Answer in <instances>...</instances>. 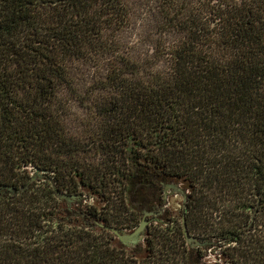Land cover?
<instances>
[{"label":"trees","instance_id":"16d2710c","mask_svg":"<svg viewBox=\"0 0 264 264\" xmlns=\"http://www.w3.org/2000/svg\"><path fill=\"white\" fill-rule=\"evenodd\" d=\"M162 1L168 29L136 60L116 43L126 0H0V264H188L178 228L135 256L66 227L64 173L124 193L148 188L153 174L184 180L188 232L264 264V0ZM107 57L117 69L91 92L93 125L77 141L58 99H74L79 63ZM31 159L49 174L44 192L19 177ZM13 186L24 189L18 200Z\"/></svg>","mask_w":264,"mask_h":264},{"label":"flooded vegetation","instance_id":"af4514ba","mask_svg":"<svg viewBox=\"0 0 264 264\" xmlns=\"http://www.w3.org/2000/svg\"><path fill=\"white\" fill-rule=\"evenodd\" d=\"M28 161L29 165L19 172L20 179L29 180L27 187L33 186L30 191L41 189L44 192L50 185L44 164L36 165L34 159ZM60 177L57 199L61 221L68 228L84 229L104 237L114 247L135 256H144L151 242L158 238V233H173V229L178 228L185 237L184 223L186 225L193 192L184 180L153 174L148 188H134L132 193L130 190L124 193L121 189H113V183L108 179L97 182L92 178L91 182L82 185L80 177L72 179L66 173ZM18 179L16 174L14 180ZM7 189L15 200L21 198L24 190H18L16 186ZM119 194L123 195L121 200ZM143 225V239L135 243L128 241V237ZM189 235L194 241L188 243L186 240L188 264H243L232 254L223 238Z\"/></svg>","mask_w":264,"mask_h":264},{"label":"rangeland","instance_id":"374dc122","mask_svg":"<svg viewBox=\"0 0 264 264\" xmlns=\"http://www.w3.org/2000/svg\"><path fill=\"white\" fill-rule=\"evenodd\" d=\"M161 2L163 1L126 0L130 14L128 25L116 43L122 51L131 53L136 60L150 58V49L152 51L166 31L167 27L165 28L159 14ZM114 68L117 69L114 60L107 57L87 63H79L76 70L71 73L70 81L72 87L76 89L75 97L71 100L69 95L63 92L58 102L62 103L65 110V115L61 117L62 125L68 135L77 141H86L93 125L94 119L92 120L90 114L92 112L91 92L95 91L98 81L114 71ZM150 72L152 69L142 72L140 76L144 77L143 75H148ZM86 105H88L87 109L84 107ZM88 159L91 160V158Z\"/></svg>","mask_w":264,"mask_h":264},{"label":"water","instance_id":"95a60500","mask_svg":"<svg viewBox=\"0 0 264 264\" xmlns=\"http://www.w3.org/2000/svg\"><path fill=\"white\" fill-rule=\"evenodd\" d=\"M184 231H185V237H186L187 242L191 243L192 241H194V239L189 235L185 223H184ZM143 232H144V225L141 226L135 232V234H133L132 236L128 237V241H131V242H134V243L135 242H139L140 240L143 239V236H142Z\"/></svg>","mask_w":264,"mask_h":264}]
</instances>
